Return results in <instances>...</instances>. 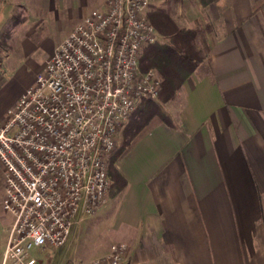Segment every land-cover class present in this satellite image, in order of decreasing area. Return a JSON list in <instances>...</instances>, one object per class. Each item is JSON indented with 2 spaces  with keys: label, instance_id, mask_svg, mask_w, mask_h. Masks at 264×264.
<instances>
[{
  "label": "crops",
  "instance_id": "1",
  "mask_svg": "<svg viewBox=\"0 0 264 264\" xmlns=\"http://www.w3.org/2000/svg\"><path fill=\"white\" fill-rule=\"evenodd\" d=\"M258 1L211 5L207 59L167 107L177 125L156 124L116 162L126 184L101 214L109 240L128 244V264H264V3ZM96 3L0 0V31L21 34L43 20L42 7L62 9L69 23L62 40Z\"/></svg>",
  "mask_w": 264,
  "mask_h": 264
},
{
  "label": "built area",
  "instance_id": "2",
  "mask_svg": "<svg viewBox=\"0 0 264 264\" xmlns=\"http://www.w3.org/2000/svg\"><path fill=\"white\" fill-rule=\"evenodd\" d=\"M150 0H107L62 39L0 123L2 207L11 221L0 264H40L34 250L64 246L81 218L110 198L108 160L121 126L161 79L140 68L158 37ZM125 242L84 264H127Z\"/></svg>",
  "mask_w": 264,
  "mask_h": 264
},
{
  "label": "rangeland",
  "instance_id": "3",
  "mask_svg": "<svg viewBox=\"0 0 264 264\" xmlns=\"http://www.w3.org/2000/svg\"><path fill=\"white\" fill-rule=\"evenodd\" d=\"M106 1L97 0L92 9L104 7ZM100 2L102 3L100 4ZM200 4L199 0H150V5L152 6L158 5L167 8L178 24L195 26L199 23L200 26L205 27V30L208 29L206 35L211 34L215 29L213 18L216 12L215 7H210L215 3H211L208 6L210 9ZM42 9L44 10L43 16H41L43 20L31 22L29 27L22 30L21 34H19L20 30L13 32L12 30H7L5 32H12V35L10 37L8 35L0 37V121L7 116L8 109L18 101L22 92L35 84L37 76L41 73L46 61L51 56L48 55L67 31L69 23L66 20V16L68 14L64 10L60 9V11L56 12V9L51 10L47 7H42ZM211 26H214V28ZM22 39H29L30 44L21 45ZM206 52L205 56L207 59L209 49ZM154 99L158 100V102L161 100L159 99V94ZM168 104L166 103L165 105L168 107ZM178 105L179 102L176 101L174 106L177 108ZM129 118L121 126L118 138L122 133V129L127 125ZM118 138L116 146H118ZM3 194L4 174L3 166L0 162V230L2 226H6L12 219L10 214L2 207ZM109 194L111 196V193ZM102 209L103 207L93 215L81 218L73 226L64 246L48 248L42 256L41 254L39 256L35 250L33 254H38V257L42 258L41 264H62L64 258L66 261L64 264H84L93 257L104 254L105 252L101 251L112 241L109 240L106 234V225L103 221L104 214H101ZM1 243L4 245L5 241L3 240ZM126 249L128 264V244Z\"/></svg>",
  "mask_w": 264,
  "mask_h": 264
},
{
  "label": "trees",
  "instance_id": "4",
  "mask_svg": "<svg viewBox=\"0 0 264 264\" xmlns=\"http://www.w3.org/2000/svg\"><path fill=\"white\" fill-rule=\"evenodd\" d=\"M199 1L208 7L211 3L226 4L227 0ZM263 3L264 0H259L256 5L260 6ZM147 18L154 24L160 36L143 48L139 63L141 70L155 69L161 76L159 92L161 100L158 102L154 98L144 97L122 129L118 146L108 162L111 196L121 192L126 184V179L117 168L116 162L156 124L164 121L170 125H177L165 104L179 98L184 82L206 61L205 54L209 49L205 38L208 29L205 30L199 23L195 26L180 25L167 8L158 5L149 6ZM7 30V28L1 30L0 37L7 36L8 33L5 32Z\"/></svg>",
  "mask_w": 264,
  "mask_h": 264
}]
</instances>
